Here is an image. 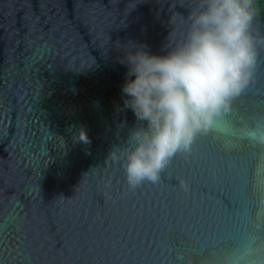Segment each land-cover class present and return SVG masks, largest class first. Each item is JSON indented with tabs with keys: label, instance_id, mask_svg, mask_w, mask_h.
Instances as JSON below:
<instances>
[{
	"label": "water",
	"instance_id": "1",
	"mask_svg": "<svg viewBox=\"0 0 264 264\" xmlns=\"http://www.w3.org/2000/svg\"><path fill=\"white\" fill-rule=\"evenodd\" d=\"M194 2L0 0V264H264V46L159 183L131 189L119 158L123 46L165 55Z\"/></svg>",
	"mask_w": 264,
	"mask_h": 264
},
{
	"label": "clouds",
	"instance_id": "2",
	"mask_svg": "<svg viewBox=\"0 0 264 264\" xmlns=\"http://www.w3.org/2000/svg\"><path fill=\"white\" fill-rule=\"evenodd\" d=\"M257 14L255 0H195L184 17L183 38L168 43L165 55L134 42L123 46L120 63L127 72L120 110H131L137 123L117 147L131 189L159 183L178 153H190L196 138L231 112L252 81L264 46V36L254 34ZM78 139L91 142L83 128ZM180 187L188 186L181 180Z\"/></svg>",
	"mask_w": 264,
	"mask_h": 264
}]
</instances>
